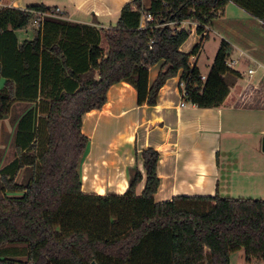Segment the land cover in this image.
I'll list each match as a JSON object with an SVG mask.
<instances>
[{
    "label": "trees",
    "instance_id": "16d2710c",
    "mask_svg": "<svg viewBox=\"0 0 264 264\" xmlns=\"http://www.w3.org/2000/svg\"><path fill=\"white\" fill-rule=\"evenodd\" d=\"M228 3L264 23V0H151L149 8L134 0L112 30L45 21L33 41L19 46L15 31L32 16L0 11V77L7 79L0 89V134L14 105L30 104L16 120V157L0 168V264H230L241 250L248 262L264 264V200L179 196L156 203L160 154L154 149L141 154V196L138 169L124 195L82 191L80 167L90 142L84 116L106 105L113 85L130 84L138 106L153 107L166 82L181 73L191 105L264 110V77L236 84L240 76L227 66L229 43L222 42L206 81L191 63ZM143 12L155 18L145 28ZM185 21L201 36L189 54L181 52L190 37L179 26ZM160 64L150 87L149 70ZM24 170L30 173L20 184Z\"/></svg>",
    "mask_w": 264,
    "mask_h": 264
},
{
    "label": "crops",
    "instance_id": "0c3cea01",
    "mask_svg": "<svg viewBox=\"0 0 264 264\" xmlns=\"http://www.w3.org/2000/svg\"><path fill=\"white\" fill-rule=\"evenodd\" d=\"M133 1L9 0L7 3H13L12 9L21 11L38 5L50 8L48 10L60 8L63 12L60 17L46 22H68L107 31L117 27L124 6ZM142 4L149 8L151 0H142ZM182 27L190 29V37L181 47V52L189 54L200 43L201 36L191 21ZM39 30L30 23L15 31L18 45L33 41ZM19 31L24 32L25 38H19ZM205 36L198 55L191 58L201 76L207 77L210 72L203 75L199 65L203 53L210 49L209 43L213 47L211 69L225 41L231 46L229 61L233 66L230 69L240 76L235 80L236 84H257L264 77V23L254 15L228 3L216 14ZM160 69L161 64L150 68V87ZM250 70H254V74L249 75ZM3 80L6 81L3 88L6 87L7 79L0 77V89H3ZM229 80L233 81L232 78ZM182 88L180 73L162 87L156 106H138L136 90L122 82L109 89L108 101L101 110H93L84 116L82 131L90 140L80 167L84 194L124 195L129 189L132 171L138 169L143 180L136 195L141 196L146 182L141 154L144 150L154 149L160 154L157 167L160 187L155 195L156 203L179 196L217 195L248 199L251 195L264 196V156H261L264 153V110L227 106L202 109L187 102L182 107ZM16 105H25L24 111L30 106L17 103L14 107ZM230 264L261 262L256 259L248 262L241 250L231 255Z\"/></svg>",
    "mask_w": 264,
    "mask_h": 264
},
{
    "label": "rangeland",
    "instance_id": "374dc122",
    "mask_svg": "<svg viewBox=\"0 0 264 264\" xmlns=\"http://www.w3.org/2000/svg\"><path fill=\"white\" fill-rule=\"evenodd\" d=\"M2 9V7H0V10ZM35 31V28H31ZM184 29V28H183ZM187 30H190L189 27L186 28ZM31 36V34H29ZM18 36L20 39L25 38V34L23 31H19L18 32ZM212 42V40H211ZM209 50H207L206 53H203V55L201 56L200 59V63L199 65L201 66V72L203 75H205L209 70V66L212 63V43H209ZM208 57L210 59H208ZM254 79V77L252 78ZM245 81L249 82L250 80L245 79ZM5 80H3L2 86L1 88L4 87L5 84ZM25 108V105H16L13 109V111L11 112V114L9 115V117L5 120L2 121L1 123V134H0V168L3 166H6L7 164H9L11 161H13V159L16 157V148L14 146V134H15V127H16V120L17 118L23 113ZM243 149V148H241ZM247 153H245L246 156ZM261 156H264V153H261ZM29 171L28 170H24L20 173L19 177H18V182L20 184H24L29 176ZM254 192H251V194ZM250 195V194H249ZM264 196L262 197H258V196H252L251 195V199L254 200H258V199H263ZM235 199H238L237 196H234ZM240 198V197H239ZM248 197H245V199Z\"/></svg>",
    "mask_w": 264,
    "mask_h": 264
},
{
    "label": "built area",
    "instance_id": "2783aa9c",
    "mask_svg": "<svg viewBox=\"0 0 264 264\" xmlns=\"http://www.w3.org/2000/svg\"><path fill=\"white\" fill-rule=\"evenodd\" d=\"M7 1L9 0H0V7H2V9H11L14 8V4L13 3H7ZM1 9V10H2ZM26 13H29L32 16V20H31V25L33 27L36 28H41L43 23L47 20V19H51V18H58L60 17V15L63 13L62 10L60 8H56L54 10H24ZM155 22V18L146 12H143V17H142V21H141V27L145 28L148 24L154 23ZM187 22V21H185ZM181 23L179 24V26H181V29H183L182 25L185 23ZM177 23H165L161 26H175ZM197 26V25H196ZM206 35V33H205ZM227 66L228 67H232L233 66V62H230L228 60L227 62ZM254 74V70H250L249 71V75ZM207 77L205 76H201V80L202 81H206ZM182 100L183 103L181 104L182 107L185 106V100L184 97L186 96V92H185V84L182 83Z\"/></svg>",
    "mask_w": 264,
    "mask_h": 264
},
{
    "label": "water",
    "instance_id": "95a60500",
    "mask_svg": "<svg viewBox=\"0 0 264 264\" xmlns=\"http://www.w3.org/2000/svg\"><path fill=\"white\" fill-rule=\"evenodd\" d=\"M263 151H264V140H263ZM92 264H97L96 262H92Z\"/></svg>",
    "mask_w": 264,
    "mask_h": 264
}]
</instances>
